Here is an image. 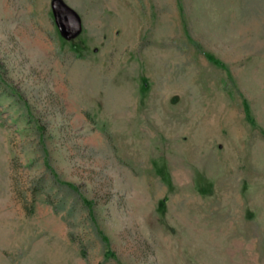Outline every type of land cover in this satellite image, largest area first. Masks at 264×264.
Returning <instances> with one entry per match:
<instances>
[{
    "label": "rangeland",
    "instance_id": "obj_1",
    "mask_svg": "<svg viewBox=\"0 0 264 264\" xmlns=\"http://www.w3.org/2000/svg\"><path fill=\"white\" fill-rule=\"evenodd\" d=\"M0 264H264V0H0Z\"/></svg>",
    "mask_w": 264,
    "mask_h": 264
}]
</instances>
